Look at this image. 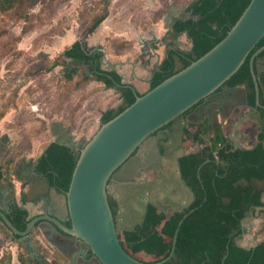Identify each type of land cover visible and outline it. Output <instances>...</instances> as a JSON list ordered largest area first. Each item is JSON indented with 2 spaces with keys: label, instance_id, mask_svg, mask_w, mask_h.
Returning a JSON list of instances; mask_svg holds the SVG:
<instances>
[{
  "label": "trees",
  "instance_id": "16d2710c",
  "mask_svg": "<svg viewBox=\"0 0 264 264\" xmlns=\"http://www.w3.org/2000/svg\"><path fill=\"white\" fill-rule=\"evenodd\" d=\"M250 2L251 0H192L186 9L189 14L188 18L178 21L173 26L176 34H186L192 44V49L190 52L169 50L153 76L151 89L186 69L192 62L199 60L216 47L239 21ZM107 16L106 13L96 19L90 31L101 25ZM263 46L264 39L255 47L240 70L224 85L227 88L246 85L248 104L252 108L256 107V93L249 63L252 55ZM263 56L264 53L260 55V57ZM103 57L104 53L101 51L89 55L83 50L80 41L75 42L62 56V58L75 63L84 62L86 65H89V61L94 59V64L90 67L92 75L86 74V80L89 77H94L97 82L103 83L106 89L115 90L119 94L123 102L122 105L116 110L109 109L102 113L101 125L116 118L136 101L134 92L123 84L119 74L102 70ZM177 62L181 65L180 68H177ZM258 78L260 100L264 107V74ZM115 83L121 87L117 88ZM258 111L264 121V108ZM208 134V128L201 126L193 135V139L204 144V137ZM258 140V145L253 149H239L219 129L202 150L181 158L179 161L180 172L183 181L193 193L192 204L181 214L171 217L163 225L157 210L150 207L142 227L134 233L125 234L124 237L119 235L126 252L129 253L127 245L139 244L144 246L147 251L163 254L161 259L156 262L162 263L171 255L177 235L174 254L164 264H264V241L249 251L237 244L242 235L243 220L252 208L263 207V190L258 188L256 183L264 182V127ZM78 158L79 152L73 148L51 142L44 147L43 152L37 158L36 172L42 175L51 187L66 193L69 190ZM8 172L10 170L4 168L1 162V181L6 182L9 177ZM7 186L12 191L14 190L11 183ZM109 202L116 218V204L110 198ZM9 220L20 232L26 231L30 222L27 211L18 205L11 208ZM180 223H182L181 226ZM1 224L2 228L13 236L16 243L17 238L2 221ZM66 226L71 227L70 223H67ZM40 236V231L36 227L34 239L38 241ZM167 238L170 240L169 247L165 240ZM39 245L45 248L41 242ZM54 249L63 258V261H52L67 264V257L56 248ZM30 259L40 264L32 258ZM44 260L47 263L51 262L45 257ZM12 263L13 255L11 250L7 249L0 264ZM21 264L28 263L22 261Z\"/></svg>",
  "mask_w": 264,
  "mask_h": 264
},
{
  "label": "rangeland",
  "instance_id": "374dc122",
  "mask_svg": "<svg viewBox=\"0 0 264 264\" xmlns=\"http://www.w3.org/2000/svg\"><path fill=\"white\" fill-rule=\"evenodd\" d=\"M163 1L0 0V163L10 170L6 185L20 159L31 156L36 161L51 143V128L61 125L73 142L83 146L99 130L102 113L120 102L115 90L106 89L94 77L86 80L87 70L62 58L63 53L78 40L84 45L95 36L106 54H137L130 30L139 25L145 30L160 22L163 7L171 4ZM172 1L181 5L182 18L189 16L186 7L192 0ZM106 13L107 19L90 32L96 19ZM169 22L160 27L165 31ZM174 43L185 51L191 45L186 35ZM254 222L250 230L254 225L261 228ZM165 240L169 247L170 240ZM35 244L49 264L63 261L51 245L45 249L39 241ZM126 247L142 262L156 263L163 255L139 244ZM30 258L20 248L12 264H37Z\"/></svg>",
  "mask_w": 264,
  "mask_h": 264
},
{
  "label": "water",
  "instance_id": "95a60500",
  "mask_svg": "<svg viewBox=\"0 0 264 264\" xmlns=\"http://www.w3.org/2000/svg\"><path fill=\"white\" fill-rule=\"evenodd\" d=\"M263 39L264 0H251L227 36L186 69L156 88H150L146 94L138 93L131 83L123 82L134 92L135 103L113 120L100 125L96 134L83 146L73 142L71 138L69 143L64 144L79 152L68 192L58 191L66 197V219L57 218L49 212L31 219L26 231L20 232L9 220L10 204H15V201L7 200V195H11L8 191L7 195L5 192L0 194V220L17 238L16 243L26 249L32 259L48 264L40 257L36 248L34 232L37 227L45 241L64 254L70 264L166 263L174 254L177 235L171 255L162 263H147L132 257L122 246L109 202L108 185L135 154L141 153L142 146L149 138L201 103L207 106L204 116L211 119L210 126L217 125L219 115L235 130L246 121L260 124L262 119L258 110L264 107L260 100V83L255 64L257 57L264 52V46L252 55L249 63L256 93V107L249 114L243 112V109L250 107L247 97L242 104L231 103L224 85L240 70ZM96 49L104 51L103 47ZM105 61H101L102 70L115 72L116 67H108ZM105 66L107 67L104 69ZM115 86L121 87L117 83ZM196 110L202 112L199 108ZM255 116L260 120L255 119ZM263 127L264 122L261 129ZM235 145L243 149L240 144ZM34 175L42 178L36 173ZM67 223L71 227H67ZM258 244L245 249L249 251ZM90 254L92 258L87 260ZM53 264L59 263L54 261Z\"/></svg>",
  "mask_w": 264,
  "mask_h": 264
},
{
  "label": "crops",
  "instance_id": "0c3cea01",
  "mask_svg": "<svg viewBox=\"0 0 264 264\" xmlns=\"http://www.w3.org/2000/svg\"><path fill=\"white\" fill-rule=\"evenodd\" d=\"M168 1L171 4L168 5V9L163 7L165 13L160 22L145 30L142 25H139L137 29L130 30V38L135 43L137 54H124L121 57L108 54L105 58L106 65L108 67L114 65L115 72L122 77V81L126 84L131 83L140 94H146L150 90L157 66L160 67L166 57L167 50L174 47V42L178 38L171 32L173 24L166 28V23L169 19L172 21L180 16L181 5L173 3L172 0ZM160 2L164 1L160 0ZM162 23L166 26L164 27L165 31L160 27ZM95 39L93 36L88 43L84 44L90 48L99 47L100 42H95ZM78 41L82 43L81 40ZM180 67L181 65L177 62V68ZM255 69L258 77L264 74V60L259 62ZM225 92L231 103H241L245 97L248 100L246 85L225 88ZM119 101L116 107L109 109H118L123 103L121 99ZM251 110L252 107H248L243 109V112L249 114ZM202 111L200 114L194 112L188 114L189 116L179 118L159 134L149 138L142 146L141 153L113 176L108 185V195L116 204V227L121 237L142 224L150 206L158 210L163 225L173 213L192 204L193 193L182 179L179 161L184 156L202 150L219 129L225 137L234 144H240L243 149H253L258 145V136L262 132L261 128L264 122L258 116H255V119L260 120V124L246 121L243 126L235 130L220 115L217 125L210 126L211 119L204 116L206 110ZM60 126L51 128V142H57L58 134L65 131ZM201 126H206L209 133L204 137V144L193 139V135ZM36 144L38 143H35L34 147ZM35 164L36 161L31 156L20 159L10 181L14 190L12 191L4 181L0 180V194L6 193V191L10 192L11 195L6 193L7 200L12 199L21 209L27 211L30 220L47 215L49 212L57 218L66 219V197L52 188L46 179L34 175L36 169L33 166ZM256 185L263 190V207L252 208L242 222V235L237 244L243 248L252 247L254 244L264 241V238L258 240V238L264 237V218L259 216V213L264 215V182H257ZM251 220L256 222V227L261 225V228H255L254 225V228L250 230ZM35 241L37 240L35 239ZM38 241L45 247L50 245L42 235ZM19 248V245L13 240V236L2 228L0 221V260L5 250L10 249L14 257Z\"/></svg>",
  "mask_w": 264,
  "mask_h": 264
},
{
  "label": "flooded vegetation",
  "instance_id": "af4514ba",
  "mask_svg": "<svg viewBox=\"0 0 264 264\" xmlns=\"http://www.w3.org/2000/svg\"><path fill=\"white\" fill-rule=\"evenodd\" d=\"M186 18H188V17H185V18H182V15L180 14V16H178L177 18H175V19H173L171 22H169V24L171 23V24H173L172 26H174L175 25V23H177L178 21H180V20H182V19H186ZM172 28V30H171V32H173V35H175L176 37H179L180 35H186V34H184V33H181V34H176L175 33V31L173 30V27H171ZM93 31V30H92ZM91 32V31H90ZM187 37V36H186ZM188 39V38H187ZM160 43H163V41L161 42L160 41ZM191 44V43H190ZM81 45H82V48H83V50L84 51H86L89 55H93L96 51H99V50H97L96 48L97 47H89V46H87L86 44H84L83 45V43H81ZM159 47H160V45H159ZM171 49H176V50H182V49H180V48H178L177 46H174L173 48H170L169 50H171ZM191 49H192V44H191V48H189L188 50H182V51H185V52H190L191 51ZM169 50H167V52L169 51ZM257 52V51H256ZM103 53H104V57H103V59H105V57L107 56V54H106V52H104L103 51ZM264 53V52H263ZM262 54V53H261ZM260 54V55H261ZM166 55H167V53H166ZM260 55L257 57V59H256V64H255V67L257 66V64L259 63V62H261L262 60H264V56L263 57H260ZM166 58V57H165ZM102 59V60H103ZM164 61V60H163ZM162 61V62H163ZM178 61V60H177ZM73 62V61H72ZM179 62V61H178ZM73 63H75V62H73ZM76 65H77V67H84L87 71H86V74L87 75H89V76H91L92 74H91V71H90V67L94 64V59H92V60H90L89 61V65L87 64H85L84 62H78V63H75ZM159 69V68H158ZM79 73V72H78ZM225 88H227V87H225ZM197 108H199L200 109V111H202V110H207V106L206 105H204L203 103H201L199 106H197L196 108H194L192 111H190L189 112V114H192V113H194V112H197V113H199L196 109ZM203 112V111H202ZM200 114V113H199ZM185 116H189L188 114L187 115H185ZM162 130H164V129H162ZM161 130V131H162ZM161 131H159L158 133H156L155 135H157V134H159ZM154 135V136H155ZM153 137V136H152ZM69 135H68V132L67 131H63V132H61V133H59L58 134V137H57V139H58V141L57 142H55V143H59V144H62V145H64V144H66V143H69ZM72 140V139H71ZM1 150L2 149H0V153H1ZM75 150V149H74ZM76 151V150H75ZM77 152V151H76ZM137 155L138 154H135L131 159H133V158H135V157H137ZM130 159V160H131ZM129 160V161H130ZM128 161V162H129ZM127 162V163H128ZM126 163V164H127ZM33 167H35V169H36V164H35V166H33ZM36 174H38L37 172H35ZM38 175H40V174H38ZM40 176H42V175H40ZM42 178H44L43 176H42ZM45 179V178H44ZM53 188V187H52ZM54 189H56V188H54ZM56 191H60V190H58V189H56ZM61 192V191H60ZM14 205H17L16 203L15 204H10V208H12ZM151 207V206H150ZM149 207V208H150ZM149 208H148V210H149ZM188 207H182L181 208V211H176L175 213H173L171 216H169V218H167V220L166 221H168L171 217H173L174 215H176V214H181L184 210H186ZM157 210V209H156ZM157 213L159 214V212H158V210H157ZM160 215V214H159ZM146 216H147V214H146ZM145 219H146V217H145ZM145 219L143 220V222H142V224H140V226H137L136 228H134L132 231H130V233H134L138 228H140V227H142L143 226V224L145 223ZM69 224V223H68ZM159 230H160V228H159ZM15 242V241H14ZM17 245H18V243H17ZM19 247H20V245H19ZM53 247V246H52ZM21 248V247H20ZM37 248V247H36ZM55 248V247H54ZM38 250V249H37ZM38 253H39V250H38ZM65 256V255H64ZM41 258H43L44 259V257H42V256H40ZM92 258V255L90 254V256L87 258V260H90ZM40 263V262H39ZM47 263V262H46ZM41 264V263H40ZM49 264V263H48ZM53 264V263H52ZM67 264H70V262L69 261H67Z\"/></svg>",
  "mask_w": 264,
  "mask_h": 264
}]
</instances>
